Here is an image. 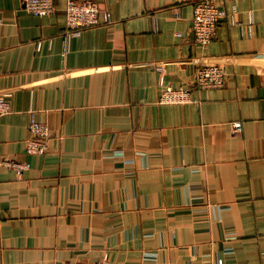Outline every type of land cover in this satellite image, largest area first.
Listing matches in <instances>:
<instances>
[{"label":"crops","instance_id":"0c3cea01","mask_svg":"<svg viewBox=\"0 0 264 264\" xmlns=\"http://www.w3.org/2000/svg\"><path fill=\"white\" fill-rule=\"evenodd\" d=\"M66 1L0 0V264H264V0H214L206 45L196 0H97L111 22L69 38ZM202 63L223 87L159 102L161 76L192 86Z\"/></svg>","mask_w":264,"mask_h":264},{"label":"built area","instance_id":"2783aa9c","mask_svg":"<svg viewBox=\"0 0 264 264\" xmlns=\"http://www.w3.org/2000/svg\"><path fill=\"white\" fill-rule=\"evenodd\" d=\"M26 9L33 14L43 16L52 13L55 10V0H24ZM97 0H67L65 6L67 38L72 35H79L86 27L97 25L100 23L111 22L108 11H103ZM227 16L226 9L217 4L214 0H196L193 6V14L191 18V31L195 41L199 44L206 45L210 43L218 29L223 18ZM161 73L164 72L162 65L158 66ZM226 83L225 66L221 63H202L194 72L192 86H174L166 83L164 76L160 78L162 86L158 97L161 103H186L198 102L195 97L194 90L204 88H221ZM12 106L9 98L5 95L0 96V116L11 112ZM236 130L242 128L240 121L234 123ZM29 128L30 137L26 141V149L31 153H44L48 150V139L50 136L49 126L42 121H38L32 116ZM5 164L13 167L19 173H23L29 168V163L5 160ZM65 264H76L68 261ZM93 264H118L107 259H99ZM219 264H224L223 260H219Z\"/></svg>","mask_w":264,"mask_h":264}]
</instances>
